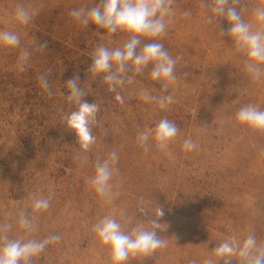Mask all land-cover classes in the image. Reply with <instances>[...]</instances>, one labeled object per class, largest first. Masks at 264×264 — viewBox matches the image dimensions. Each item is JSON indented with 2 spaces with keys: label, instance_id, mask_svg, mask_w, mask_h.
Segmentation results:
<instances>
[{
  "label": "rangeland",
  "instance_id": "rangeland-1",
  "mask_svg": "<svg viewBox=\"0 0 264 264\" xmlns=\"http://www.w3.org/2000/svg\"><path fill=\"white\" fill-rule=\"evenodd\" d=\"M97 3L0 0V31L20 38L17 47L0 46V225H11L0 237L42 241L59 235L32 264H112L109 246L94 231L105 216L116 219L126 234L140 225L155 228L166 242L147 257L130 256L125 264H203L208 257L216 262L219 243L235 239L242 245L249 234L264 244V131L236 118L245 105L264 111V64L258 79L247 70L245 52L227 34L229 22L211 11L213 0H172L165 33L141 37L137 51L145 43L163 44L177 61V78L164 92L162 82L150 77L152 63L140 74L127 65L121 74L125 83L116 90L121 104L102 77L88 69L97 46L122 47L131 34H108L70 15ZM18 5L33 13L27 24L14 19ZM235 6L252 31L264 30L255 19L264 0H238ZM42 44L44 51H37ZM25 50L30 55L22 71L19 57ZM42 74L51 94L40 85ZM74 76L86 92L83 100L99 105L92 125L95 143L88 150L81 149L65 120L78 109L67 99L66 82ZM145 93L171 94L174 102L162 109L156 99L146 101ZM164 118L177 125V136L166 150L150 138L145 150L138 135ZM186 139L196 148L185 150ZM112 152L119 171L109 182V201L90 180L97 161ZM34 197L49 199L50 206L33 212ZM157 207L164 211L159 219ZM22 213L33 220V230L20 226ZM157 219L154 226L151 221ZM238 259L230 264H239Z\"/></svg>",
  "mask_w": 264,
  "mask_h": 264
},
{
  "label": "clouds",
  "instance_id": "clouds-1",
  "mask_svg": "<svg viewBox=\"0 0 264 264\" xmlns=\"http://www.w3.org/2000/svg\"><path fill=\"white\" fill-rule=\"evenodd\" d=\"M238 0H213L211 11L217 17L223 16L230 24L228 35L233 39L238 51L245 52L248 62L247 70L256 79L262 74L260 64H264V30L252 31V26L243 20L241 11H238L236 4ZM172 0H99L96 6L88 9H73L70 15L79 23L87 26L93 24L100 29H104L108 34L118 31L130 33V38L122 47L109 49L104 45L96 47L92 54V63L88 71L93 77L101 76L102 82L108 85V91L116 92L117 87L123 86L125 78L121 75L125 73L126 66L131 65L134 73L140 74L144 68L153 64L150 72L152 80L162 82V90L167 92L169 82L176 80L174 74L176 59L172 58L164 49L163 44L157 42L145 43L137 51L141 44V37L155 39L165 33V17L172 11ZM185 12L184 15H188ZM33 13L18 5L14 14V19L22 24H27ZM255 19L264 23V8L255 9ZM20 38L12 31H0V46L14 48L19 46ZM46 44L37 47V51L43 52ZM29 53L22 51L19 57V65L24 70ZM42 88L48 90L49 83L46 74L39 78ZM131 83V79L128 80ZM69 91L67 99L78 105V109L72 111L65 117L67 127L73 130L77 136V142L81 149L88 150L95 143L92 134V125L96 123V114L99 105L88 103L83 100L86 92L79 84V77L74 76L66 82ZM146 101L156 99L160 108H165L174 102L171 94L152 97L144 94ZM115 100L123 104V97L116 92ZM237 122L247 125L254 131H264V111L259 110L255 105H245L237 113ZM178 134V127L167 118L161 119L159 123L151 129L141 132L137 140L141 146L147 150L150 145L149 139L155 141L160 150H166L169 142ZM185 150H193L196 144L186 139L183 143ZM118 160L116 152L110 154L109 159L97 161L94 177L90 184L95 191L107 200L112 199L110 180L115 173H118L113 165ZM50 206V200L42 197H34L32 202L33 212L46 210ZM141 213L144 212L140 208ZM158 219L164 215L162 208H156ZM158 219L151 223L158 225ZM19 224L23 229L33 230V220L26 214H21ZM11 228V225H0V232ZM100 242L109 246L112 264H125L129 257L149 256L157 249L166 246L165 240L158 236L155 228L145 229L143 225L133 228L130 234H126L121 229V224L111 216H105L94 226ZM3 243L0 246V264H32V258L39 256L49 243L59 241L61 237L54 235L42 241L34 239L22 241L20 239H9L7 235L0 237ZM216 262L208 257L203 264H230L233 257H238L239 264H264V244H258L255 235L249 234L244 239L242 245L236 244L235 239L219 243L214 249ZM190 264H196L193 260Z\"/></svg>",
  "mask_w": 264,
  "mask_h": 264
}]
</instances>
